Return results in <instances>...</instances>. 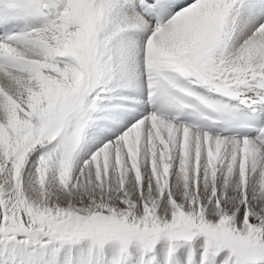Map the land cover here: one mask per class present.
I'll return each instance as SVG.
<instances>
[{"label": "snow or ice", "instance_id": "obj_1", "mask_svg": "<svg viewBox=\"0 0 264 264\" xmlns=\"http://www.w3.org/2000/svg\"><path fill=\"white\" fill-rule=\"evenodd\" d=\"M0 264H264V0H0Z\"/></svg>", "mask_w": 264, "mask_h": 264}]
</instances>
